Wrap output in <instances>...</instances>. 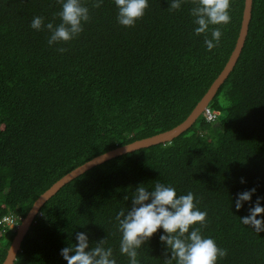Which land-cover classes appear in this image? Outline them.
I'll return each instance as SVG.
<instances>
[{
    "label": "trees",
    "instance_id": "obj_1",
    "mask_svg": "<svg viewBox=\"0 0 264 264\" xmlns=\"http://www.w3.org/2000/svg\"><path fill=\"white\" fill-rule=\"evenodd\" d=\"M244 8L0 0V219L17 218L0 224V264L54 183L186 120L235 49ZM14 264H264V0L196 120L64 183Z\"/></svg>",
    "mask_w": 264,
    "mask_h": 264
},
{
    "label": "water",
    "instance_id": "obj_2",
    "mask_svg": "<svg viewBox=\"0 0 264 264\" xmlns=\"http://www.w3.org/2000/svg\"><path fill=\"white\" fill-rule=\"evenodd\" d=\"M252 3H253V0H245V8H244V13H243L240 34L237 39L235 49L233 50L225 68L220 73V75L215 79V81L212 83L207 93L200 100V102L197 104V106L192 111V113L186 118V120L169 131H166L164 133H160V134H157V135L145 138V139L138 140L136 142L130 143L123 147H117L113 150H110L99 156H96L90 161L84 163L83 165L79 166L78 168L74 169L73 171H71L64 177H62L56 183H54L47 191H45L43 194L40 195V197L34 203V206L31 208L28 214L22 219L21 223L16 229V234L13 238V241L11 243V246L8 250L7 256L3 264H14V261L16 259V254L21 246V242L24 236L26 235L30 225L32 224L40 206L43 204V202L48 197H50L61 186H63L64 183H66L67 181L75 177L76 175L80 174L81 172L85 171L86 169H89L96 164L102 163L116 155L134 150L136 148H140L142 146H148V145L156 144L162 141L171 140L173 137H175L176 135L180 134L185 129H187L196 120V118L207 107L208 103L213 99L220 85L224 82V80L227 78L230 71L234 67L242 51V48L244 46L245 39L248 33L250 20H251Z\"/></svg>",
    "mask_w": 264,
    "mask_h": 264
},
{
    "label": "built area",
    "instance_id": "obj_3",
    "mask_svg": "<svg viewBox=\"0 0 264 264\" xmlns=\"http://www.w3.org/2000/svg\"><path fill=\"white\" fill-rule=\"evenodd\" d=\"M206 114L208 119H213L215 117L214 112H211L210 109H206ZM16 222H17V218H14V216L12 215H5L0 219V224L4 223L6 225L14 226L17 225Z\"/></svg>",
    "mask_w": 264,
    "mask_h": 264
},
{
    "label": "bare ground",
    "instance_id": "obj_4",
    "mask_svg": "<svg viewBox=\"0 0 264 264\" xmlns=\"http://www.w3.org/2000/svg\"><path fill=\"white\" fill-rule=\"evenodd\" d=\"M148 157V156H147ZM151 158V157H150ZM3 167V166H2ZM6 168V167H5ZM140 169V168H139ZM132 179V178H131ZM48 185V184H47Z\"/></svg>",
    "mask_w": 264,
    "mask_h": 264
}]
</instances>
